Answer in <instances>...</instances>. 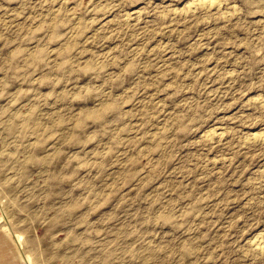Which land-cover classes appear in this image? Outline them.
<instances>
[{
    "label": "rangeland",
    "instance_id": "374dc122",
    "mask_svg": "<svg viewBox=\"0 0 264 264\" xmlns=\"http://www.w3.org/2000/svg\"><path fill=\"white\" fill-rule=\"evenodd\" d=\"M0 217L32 264H264V0H0Z\"/></svg>",
    "mask_w": 264,
    "mask_h": 264
},
{
    "label": "bare ground",
    "instance_id": "6f19581e",
    "mask_svg": "<svg viewBox=\"0 0 264 264\" xmlns=\"http://www.w3.org/2000/svg\"><path fill=\"white\" fill-rule=\"evenodd\" d=\"M214 2V1H213ZM217 2V1H216ZM206 3V1H205ZM210 3V1H209ZM213 5V4H212ZM201 6V5H200ZM205 6V5H204ZM214 6V5H213ZM263 137V136H262ZM1 220V217H0ZM0 233H2L6 238L9 239V241L12 244V247L14 248V250H16L19 254H21V256L23 257L25 264H32L31 258L29 255H22L20 248L22 247L21 242H20V236L18 234H15L13 232H11L10 230H7V227L3 226L0 227ZM3 237V236H2ZM263 240V237H261ZM3 239V238H2ZM6 240V239H5ZM262 242V246L264 247V240ZM4 241V239H3ZM259 241V240H258ZM8 242V241H7ZM258 243V242H257ZM260 247V246H259Z\"/></svg>",
    "mask_w": 264,
    "mask_h": 264
}]
</instances>
